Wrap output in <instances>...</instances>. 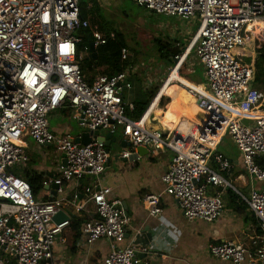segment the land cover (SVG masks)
I'll return each mask as SVG.
<instances>
[{"label":"built area","instance_id":"1","mask_svg":"<svg viewBox=\"0 0 264 264\" xmlns=\"http://www.w3.org/2000/svg\"><path fill=\"white\" fill-rule=\"evenodd\" d=\"M80 1L0 0V264H54L53 248L71 227L72 215L66 209L72 207L76 213L84 209L77 195L70 201L61 196L67 183L85 177L90 183L84 200L97 214L81 227L85 243H109L104 264H154L141 257L151 254L148 247L131 243L120 247L126 241L129 218L119 200L108 198L111 188L101 183L110 158L104 142L91 135V143L82 145L70 133L51 131V113L67 108L85 133L121 134L128 147L120 157L129 163L142 159L140 147L154 156L170 151L171 163L162 178L165 193L190 222L219 220L225 211L223 195L233 190L257 220L258 229L247 235L246 244L224 241L211 245L210 254L229 264H264V169L257 163L264 158V92L249 88L253 63L235 53L264 45V0H133L158 15L200 22L186 53L194 50L207 86L189 88L177 77L170 79L172 73L167 81L184 86L205 119L190 132L178 129L170 138L145 116L139 121L129 118L128 111L135 107L123 95L132 89V68L111 77L97 75L92 82L86 78L77 32L90 29L96 49L109 38L82 19ZM186 53L175 57L174 70L182 66ZM121 54L126 60L128 48ZM226 136L241 155L248 196L228 180L234 164L219 151ZM28 140L38 147L54 146L62 156L57 172L43 177L42 191H48L49 200L36 196L19 175L30 161ZM161 201L162 194L145 196L151 217L163 213ZM61 211L69 219L56 224L53 218Z\"/></svg>","mask_w":264,"mask_h":264},{"label":"crops","instance_id":"2","mask_svg":"<svg viewBox=\"0 0 264 264\" xmlns=\"http://www.w3.org/2000/svg\"><path fill=\"white\" fill-rule=\"evenodd\" d=\"M94 8L93 4H89L87 10H94ZM100 15L101 13L99 12ZM93 18L92 16L90 17V23L94 21ZM173 19L185 22L178 18ZM99 22V20L95 19L94 23L98 24L91 25L97 26L98 31L107 37L100 31L101 29L98 27ZM173 32L177 34L176 38L162 37L155 39V41L160 39L167 44L176 45L182 49L184 48L182 54H185L196 32L193 36H190L188 43H186L187 39L185 37L181 41L180 35L178 36L179 33L175 30ZM112 36H114L112 40H115L116 35L114 33L109 34L108 38L111 39ZM125 48H128V46ZM247 49L250 51L251 48L248 47ZM128 50V58H133L130 48ZM186 54V59L182 65H188L190 69L188 74L191 75L195 70L194 60L191 59L194 50L192 49ZM159 58L154 61L156 63L155 66L153 64L154 68L150 69L155 73L152 77L151 84H156L154 87H160V90L145 112L144 119L149 121L156 109L163 112L166 111L167 105L160 108L159 101L162 97H167L170 99L167 118L173 124H177L178 121H184L185 119L194 125H200L201 121L205 119V117L199 119V115L203 111L199 108L195 97L184 86L196 90H201L197 87L203 88V86L201 83L182 76L180 73L182 66L179 65V69L174 70L173 67L169 68L165 66ZM134 61L136 62V58H134ZM250 63H253V61ZM133 69L134 67H132ZM169 69H171L170 74L172 73L170 79L177 77L184 85L183 87L181 85L171 84L170 80L167 81L170 74L166 82L164 81L165 73ZM135 74L136 70L134 69V72L130 74L129 78L132 89L133 83L131 76ZM187 81L197 87L190 85ZM158 84L160 85L157 86ZM162 84L164 85L162 86ZM142 86L145 88L144 84ZM123 99L126 103H134V100H130L125 94ZM70 114V108L59 109L51 113L50 121L52 119L57 121L53 126L50 122L51 131L60 135L69 133L71 124L67 118L70 117ZM155 118L150 120V122L152 127L157 128L158 120ZM192 127L187 128L188 132H190ZM107 134L108 132L101 131L100 136H106ZM113 138L115 140H111L110 158L106 166V171L102 176L101 183L105 188H111L112 190L108 198L110 200H119L125 212L128 214L129 225L127 227L126 241L120 247L124 248L130 243L138 247H148L151 254L141 255V257L151 260L154 264H229L215 259L210 254V246L224 241H239L246 244L248 242L247 235L258 229V222L250 210L245 209L238 200L233 201L227 192L223 195L225 211L219 220L211 224L202 221H188L180 210L177 201L165 193V184L162 181L163 176L168 171L173 154L170 151H162L155 156L150 153L143 154L141 155L142 159L138 163H129L120 157V153L128 147V143H125L126 141L122 135L121 137L114 135ZM123 143L127 147L123 146ZM228 153L234 164V169L229 178H234V181L240 183L243 189H249L247 187L248 176L242 166L241 155L239 158H236V155L232 154V152ZM52 171L53 173L49 175H54L57 172V167ZM89 183L90 178L85 177L80 182L72 181L65 186V191L61 198L70 201L77 195L80 200H83L82 204H84V209L81 213H76L72 207L66 209L72 215V218L74 216H83L88 220L93 218L94 213H96L93 205L84 200V190ZM256 187L262 186L260 183H257ZM211 191L214 192L216 189H211ZM149 194H162L161 202L163 213L158 218L151 217L146 209L144 198ZM37 196L43 197L44 200H49L48 191L45 189ZM229 206L231 207L229 208ZM53 252L54 264H104V259L110 252V245L106 240H100L88 246L82 237L81 228L80 232L77 233L70 227L58 238Z\"/></svg>","mask_w":264,"mask_h":264},{"label":"rangeland","instance_id":"3","mask_svg":"<svg viewBox=\"0 0 264 264\" xmlns=\"http://www.w3.org/2000/svg\"><path fill=\"white\" fill-rule=\"evenodd\" d=\"M81 1L88 5L93 4L95 8L99 9L101 18L105 22V29H101L100 31H102L103 33L108 31H115L123 35L128 49L130 48V52L133 55V58H136V64L134 66L136 74L131 76L133 89L125 93L126 97H128L130 100L147 99V95L142 92L144 88L141 83L144 84V87H146V89L152 88L156 85L153 83L151 84L152 77L155 74L151 69L156 65L154 61L158 60L159 58L158 45L156 44L155 39L162 37H171L172 39L174 37L176 38L177 34H174L173 32V30H175L177 33H179L178 36L180 35V40L182 41V38L185 37L187 39L186 43H188V41L190 40V36H193L200 27V22L197 19H191L189 21L183 22L173 18L164 17L163 15H157L151 13L145 8L139 7L134 3L133 0ZM92 16L95 17L94 21L95 19L98 20L96 16ZM94 21H91L92 25L98 24L94 23ZM99 26L100 24L98 25V27ZM249 54L253 62H255L257 58H259L258 52L254 51L253 49H250ZM86 55L90 57L92 55L91 51L90 55H88L87 52ZM191 59L194 60L195 70L191 75L188 76V78L194 80L197 83H201L203 87H206L207 82L205 81L203 67L201 66L199 60L195 58V55H193ZM134 69L132 70V73L134 72ZM170 72L171 69H169L168 72L165 73V82ZM188 83L190 85H193L190 82ZM159 85L160 84H158L157 86ZM163 85L164 84H162V86ZM193 86L197 87L196 85ZM197 88L201 89V87ZM67 119L71 124V130L69 131L71 137L76 139L80 134L86 132L85 128L81 127L78 121H75L70 117H68ZM50 122L52 126L53 124L55 125L57 123V121L53 119ZM246 123L248 124V122ZM181 126L184 127L187 131V128L191 127L188 123H182ZM117 136L121 137L119 133L117 134ZM27 144L29 145L28 154L30 156V161L25 166V169L33 175H42V178L44 176L52 174V170L57 167L62 158L57 149L54 146L47 148L38 147L30 140H28ZM219 151L227 154L228 156H230L228 152H232V154L236 155V158L240 157V153L237 147L229 136H226L224 138L219 147ZM228 180L233 184V187L241 190L243 193H245V195H249L250 190L243 189L240 183H236L234 181V178L231 177ZM41 192L42 190L39 193ZM230 207L231 206H229V208Z\"/></svg>","mask_w":264,"mask_h":264},{"label":"trees","instance_id":"4","mask_svg":"<svg viewBox=\"0 0 264 264\" xmlns=\"http://www.w3.org/2000/svg\"><path fill=\"white\" fill-rule=\"evenodd\" d=\"M88 4L80 1V9H81V17L84 20H89L92 15L96 16L98 20L101 22L99 28L105 29V22L102 20L101 15L99 16V9L95 8L94 10H87ZM93 17V16H92ZM95 18V17H94ZM93 18V19H94ZM102 20V21H101ZM114 33L116 36L115 40L108 39V42L105 46L99 47L96 49V52H98L97 58H92V55L88 57L86 55V52L88 55H90V43L94 42L92 32L90 29H81L77 32V36L82 38V43L79 46V54H84L86 58L81 62V69L83 73L85 74L86 78L89 82H92L94 78L97 75H106V76H115L120 73H123L135 65L134 58H127L126 60H122V54L121 51L123 48L127 47L126 42L124 40L123 35L115 32V31H108L104 32V34L108 37L109 34ZM156 44L158 45V53H159V59L161 62L165 64V66L172 68L176 64L175 57L177 55H181L184 51V48H180L176 45L167 44L166 42L162 40H156ZM251 49L258 52L259 58L253 62V73H254V80L251 82L249 88H255L261 92H264V45L261 46L259 49H255L253 45L250 46ZM249 49H237L236 50V56L237 58L241 59L242 61L246 63L252 62V58L249 54ZM194 55V54H193ZM190 69L188 68L187 64L182 65L180 69V73L184 77L189 76ZM193 71V70H192ZM143 84V83H141ZM144 90V91H143ZM142 90L147 95V99H136L134 100V111L129 112L128 116L130 119L134 121H139L147 111L149 105L152 103L154 98L156 97V94L160 90L159 88L152 87L147 88L146 87ZM124 98V95H123ZM170 99L167 97H162L159 101V107L163 108L167 105L166 111H161L159 109H156L153 116L149 120L155 119L158 120L157 122V129H159L165 138H170L173 133L176 130H185L184 127H182V123H188L191 127L194 125L190 123L189 121H179L177 124H173L169 118H167V112L170 108ZM151 123V122H150ZM258 165L264 169V158H261L257 161ZM20 177L28 181L33 190L35 195L37 196L39 192L42 190V175H33L29 173L28 171L22 172L19 174ZM228 194L231 196L232 200H238V196L233 190H228ZM245 209H248L246 205L241 204ZM247 207V208H246ZM97 216L96 213H94L95 218ZM87 219L85 217L81 216H74L72 218L71 227L72 229L79 233L80 228L84 221Z\"/></svg>","mask_w":264,"mask_h":264},{"label":"water","instance_id":"5","mask_svg":"<svg viewBox=\"0 0 264 264\" xmlns=\"http://www.w3.org/2000/svg\"><path fill=\"white\" fill-rule=\"evenodd\" d=\"M90 51L92 53V58L96 59L98 54L96 52L95 44L93 42L90 43ZM199 116H200V118H204L205 117L203 113H201ZM91 135H94L95 138H97L98 140H101L102 142H104V144L106 146V152L110 153L111 140L112 139L115 140V138H113L111 133H108L106 136H100L101 135V131H99V130L95 131L94 133H84L81 138H76L75 142L76 143H80L82 145H89L91 143V141H92L91 138H90ZM125 143H127V142H125ZM125 143H123V146L127 147L128 144L126 145ZM138 152H139L140 155L149 153L148 149L147 148H143V147H140L138 149ZM52 189H53V187H52ZM125 215L128 217V214L126 212H125ZM68 219H69V216L66 213H64L63 211H61L57 215L54 216L53 221L56 224H61V223L65 222V221H67Z\"/></svg>","mask_w":264,"mask_h":264},{"label":"bare ground","instance_id":"6","mask_svg":"<svg viewBox=\"0 0 264 264\" xmlns=\"http://www.w3.org/2000/svg\"><path fill=\"white\" fill-rule=\"evenodd\" d=\"M145 120V119H144ZM145 121H147V120H145ZM222 133V132H221Z\"/></svg>","mask_w":264,"mask_h":264}]
</instances>
